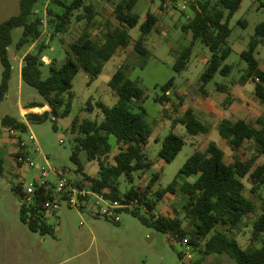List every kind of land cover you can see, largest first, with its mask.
<instances>
[{"label":"trees","instance_id":"16d2710c","mask_svg":"<svg viewBox=\"0 0 264 264\" xmlns=\"http://www.w3.org/2000/svg\"><path fill=\"white\" fill-rule=\"evenodd\" d=\"M41 0H20V11L17 15L0 23V61L3 66V76L0 83V102L4 100L12 78L13 65L9 55V47L13 43L12 33L15 29H23L17 50H22L42 37L43 18L34 12L35 5ZM63 11L55 12L50 7L46 16L52 17L55 33L67 31L71 22L85 21L82 35L69 44L67 57L62 65L56 61L48 64L49 75L43 76V52L45 46L40 45L37 51L28 52L23 58L21 70L22 81L36 89L43 97L45 104L33 102L28 108H43L49 106L50 111L42 114L28 113V123H45L52 115L55 121L59 117H67L71 113L73 99V81L80 71L89 76V85L93 83L104 67L117 53L127 50L131 45V36L127 29L138 28L141 35L134 44V51L143 60L150 55L145 45V38L156 27L157 17L147 12L143 18L135 13L139 0H121L115 5V18L119 26H111L108 22L100 24L97 20L98 12L92 4L85 5V0H72L66 4L61 0H52ZM244 0H194L190 9L193 17L187 19L181 26L183 33L190 34L192 39L189 46L181 52L173 69L181 74L189 67L190 59L197 43L208 47L211 57L208 59L204 71L199 77V91L207 96L206 87L216 75L229 76L232 66L226 64L232 54L228 39L232 34L230 23L241 8ZM258 4V9H264V0H251ZM82 13L76 14L78 11ZM246 26V21L239 22ZM93 28H100L103 38L91 35ZM127 28V29H126ZM264 43V21L255 28L248 47L241 52L240 57L246 62L247 68L242 76V82L252 81L255 84V95L264 101V71L256 57L257 50ZM176 77L171 78L161 87L162 95L156 97V103L165 104L170 100L167 94L175 86ZM109 87L117 94L118 103L108 106L99 101L97 108L101 111L100 122L90 119L81 120L76 117L72 122L71 132L74 135L76 146L73 150L72 161L79 167L77 173H83V184L90 186L94 191L103 194L108 200L119 201L136 199L139 206L130 211L144 226L158 232L178 234L180 238H189L195 249L200 248L203 255L194 262L200 264L205 256L211 254H227L238 264H264V243L261 247H254L264 235V204L260 213L254 202L244 195V179L251 184L250 193L257 195L264 188V118L248 115L244 119L234 120L224 118L218 124V132L233 152L240 151L245 144L251 143L253 153L250 157H236L234 162L226 160V153L215 143L210 142L204 151H196L179 170L176 178L166 188L154 190V186L161 178L164 167L152 174L149 184L145 188L131 186L121 194L120 179L134 184L135 174L150 170L153 163L148 160L147 147L153 135L152 129L146 120L147 113L142 106L145 99V90L127 76L125 66H120L109 82ZM231 97L227 96V103ZM90 104L89 109L92 110ZM135 110H138L136 112ZM176 123L182 124L187 133L197 137L211 132L209 125L201 122L193 109L188 108ZM1 126L11 127L22 134L28 131V125L20 119L5 116ZM54 129L57 126L54 124ZM111 137H115L117 154L113 163L107 162L114 151ZM159 142V140H157ZM26 143L25 147L21 144ZM29 141L20 138L15 158L21 155H30ZM186 142L184 138L171 131L161 142L159 157L165 163H172L182 152ZM81 151L87 153L90 161L99 163L98 177L87 175L79 162ZM0 160V172L3 171ZM182 178V184L178 179ZM22 180L13 186V190L22 196ZM179 188L183 204L182 209L191 219L192 228L188 230L179 216H156L159 204L169 195L176 194ZM46 194V195H45ZM49 196L43 189L39 190V198L35 205L27 208L21 204V221L30 231L42 236L54 235L55 228L48 224L42 208V201ZM22 201V197H21ZM22 203V202H21ZM257 216L252 222V236L250 248L244 249L239 242L227 233L218 230L219 226L228 227L232 231L241 225L250 215ZM179 258L182 255L178 253Z\"/></svg>","mask_w":264,"mask_h":264},{"label":"rangeland","instance_id":"374dc122","mask_svg":"<svg viewBox=\"0 0 264 264\" xmlns=\"http://www.w3.org/2000/svg\"><path fill=\"white\" fill-rule=\"evenodd\" d=\"M48 0H41L47 2ZM50 1V0H49ZM66 4L72 0H61ZM121 0H86L85 5L92 4L98 12L97 20L100 24L109 23L111 26H119L115 18V5ZM168 0H139L135 11L142 17L152 10L156 11L160 6L163 18H160L159 25L146 38V46L150 50V55L141 60L134 51V44L139 39L141 33L138 28L127 29L131 36V45L127 50L120 51L111 60L104 64L102 72L98 78L89 83V76L85 71H80L73 81V99L71 113L67 117L56 119L50 115L45 123H28V131L19 133L14 139L0 124V160H2L3 171L0 172V264H195L200 260L203 252L200 248L193 252L195 261L188 262L179 258V251L173 246L170 234H164L154 229L148 228L140 223L129 212L120 214L121 222L118 224L112 220L97 217L88 210L77 211L73 208L63 206L56 213H51L47 217L48 224L55 228L54 235L42 236L39 233L30 231L27 225L21 221V196L12 188L18 184V180H33L38 178L39 170H34L29 174L22 173L16 164L14 154L18 151V141H29L33 138L35 146L29 143L32 160L41 165L42 169L51 168L71 170L76 179L84 178L83 173H77L79 167L73 163L71 157L76 146L74 135L71 132L72 122L78 117L81 120L90 119L100 122L102 120L101 111L96 103L101 101L108 106L118 103L117 94L109 87V82L120 66H125L127 76L130 80L137 82L145 90V99L141 103L145 109L146 120L150 125L153 135L147 147V157L153 163L150 170L135 174L134 184H130L124 177L120 179L121 194H125L131 186L145 188L152 174L162 167L161 178L153 187L154 190L166 188L176 178L179 170L186 161L196 152L204 151L210 142H215L225 153L229 163L234 162L236 157L245 154L250 157L253 153L251 143L238 152H233L226 141L218 132V123L221 114L228 109L234 118L242 117L248 109L259 111L260 103L257 101L253 91L254 84L249 83V89L242 90L240 78L247 68V64L240 57V52L246 49L251 38L255 34L256 26L264 21V9H258V4L251 0H244L241 10L233 17L230 27L232 34L228 39V45L234 51L229 56L226 64L232 66L229 76L216 75L214 80L206 87L207 96L199 91V77L205 69L207 60L211 57L208 47L197 43L194 47L188 70L181 74H176L173 66L176 57L180 55L184 47L191 42V35L183 33L181 26L186 23L187 15L192 14V10L186 13H179L174 9H164V3ZM49 7L55 12H62L63 8L55 4L52 0ZM37 8L45 12L42 3ZM39 9V10H40ZM20 11V0H0V23L17 15ZM83 10L77 13H82ZM76 13V14H77ZM39 15V13H37ZM43 35L33 47L34 51L40 45L45 46L43 61L46 64L43 70L44 78L49 75L48 64L56 61L57 65H62L67 57L69 44L76 41L84 30L76 26L75 18L67 31L55 33V25L52 17L43 18ZM246 21L244 27L239 22ZM85 26V25H84ZM92 37L103 38L100 28H93ZM22 29H15L12 33L13 43L9 47V55L13 65L12 78L9 83V91L2 102H0V122L5 116H12L21 120V108H26L33 102L45 103L39 92L26 85L20 75L21 57L28 50V47L17 50V44L22 36ZM161 42L158 48H153L156 40ZM257 58L262 60L264 66V46L259 47ZM176 56V57H175ZM49 59H47V58ZM3 66L0 61V83L3 76ZM176 77L179 83L174 87L169 95L170 100L165 104L155 102V98L162 95L161 87L171 78ZM217 83L229 85L231 88V100L226 101V93L217 89ZM222 95V97L220 96ZM194 99V101H190ZM93 105L92 110L89 109ZM213 105L214 110L208 115V106ZM188 106H192L197 117L211 127V132L207 135L191 136L187 133L182 124L176 123ZM48 107V106H47ZM238 108H241L240 110ZM244 109V112L242 111ZM49 109L40 108L39 112L33 110L29 112L44 113ZM138 112V110H135ZM261 113H252L264 118V103L260 108ZM54 124L57 129H54ZM182 136L186 142L185 147L178 157L170 164L165 163L159 157L161 141L171 132ZM159 140V142L157 141ZM114 151L108 157L107 162L113 163L114 155L118 153L116 139L111 137ZM38 151H36V148ZM79 162L84 172L92 177H98L99 163L90 161L87 153L81 151ZM50 180L55 181L51 175ZM182 184L183 179H178ZM244 195L250 198L256 208V213H260L264 204V188L257 195L250 193L251 184L248 179H244ZM183 197L176 188L175 195H169L163 200L156 212V216L165 215L170 217L179 216L185 227L191 230V219L186 216L182 209ZM243 220L240 226L228 231V227L219 226L218 230L235 238L242 248L247 249L252 246V222L257 216ZM264 243V235L254 244L259 248ZM200 264H238L227 254H211L205 256V260Z\"/></svg>","mask_w":264,"mask_h":264},{"label":"built area","instance_id":"2783aa9c","mask_svg":"<svg viewBox=\"0 0 264 264\" xmlns=\"http://www.w3.org/2000/svg\"><path fill=\"white\" fill-rule=\"evenodd\" d=\"M194 0H168L164 3V9L168 11L169 8L178 11L179 13H186L190 10L191 3ZM189 19V16H186ZM10 136L16 137L20 135L18 130L11 127L4 128ZM29 143L35 146L33 138H29ZM22 147L26 146V143L21 144ZM36 151H38V148ZM16 164L18 169L22 173L28 172L31 174L34 170H39L40 175L38 178L33 177V180H22V204L27 208L35 205L39 198V190L43 189L49 196L46 200L42 201L43 211L48 217L51 213H56L63 206L76 209L77 211H86L89 209L97 217L112 220L116 223L121 221L120 214L124 212H130L139 206L136 199L126 200L123 198L119 201L108 200L103 194L94 191L90 186L81 184L84 178L76 179V176L72 175L71 170L51 168L45 170L41 168L39 163H35L30 155H21L16 158ZM53 175L55 181L49 179ZM46 195V194H45ZM173 240V246L176 247L179 253L182 255V259L193 262L195 261L193 252H195L194 246L190 243L189 238H180L178 234L168 233Z\"/></svg>","mask_w":264,"mask_h":264},{"label":"crops","instance_id":"0c3cea01","mask_svg":"<svg viewBox=\"0 0 264 264\" xmlns=\"http://www.w3.org/2000/svg\"><path fill=\"white\" fill-rule=\"evenodd\" d=\"M86 1V0H85ZM163 1H165V0H163ZM50 2H51V0L49 1H47V2H39V3H37L36 5H35V8H34V12L35 13H39V16L41 17V18H45L46 17V10L49 8V5H50ZM139 2V1H138ZM40 3H42L43 4V6L45 7V12L44 11H42L40 8V10L37 8V6H38V4H40ZM138 4V3H137ZM137 6V5H136ZM136 8V7H135ZM135 11V10H134ZM148 12H151V13H153L156 17H157V19H158V23H157V25H156V27H155V29L154 30H156L157 28H158V25H159V20H160V18H163V16L165 15V14H163V12H162V9L160 8V6L159 7H157V9H156V11H152V10H150V11H148ZM135 13L136 14H138L136 11H135ZM192 14L190 15V14H188L187 16H189V18H192L193 17V11L191 12ZM78 14V13H77ZM145 16V15H144ZM143 18V17H142ZM44 20V19H43ZM73 23V21L71 22V24ZM71 24H70V26H71ZM85 25V21L84 20H81V21H77L76 22V26L78 27V28H80V29H82V30H84L85 29V27L86 26H84ZM114 27H117V26H114ZM18 29H21V28H18ZM23 30V29H22ZM153 30V31H154ZM152 31V32H153ZM151 32V33H152ZM150 33V34H151ZM149 34V35H150ZM148 35V36H149ZM146 38H147V36H146ZM146 38H145V41H147L146 40ZM37 43V42H36ZM36 43H34V44H32V45H30V46H28V50L26 51V52H24V54L22 55V57H21V62H20V75H21V70H22V65H23V58H24V56L28 53V52H33L34 50H33V47L35 46V44ZM147 42H145V44H146ZM191 43V42H190ZM160 44H161V42L160 41H158V39L156 40V43H155V45L154 46H152L153 48H158V46H160ZM190 45V44H189ZM188 45V46H189ZM262 46H264V43L263 44H261ZM260 45V46H261ZM259 46V47H260ZM147 48H148V46H146ZM187 47V46H186ZM186 47H184V48H186ZM248 47V46H247ZM26 48V47H25ZM232 48V47H231ZM149 49V48H148ZM184 50V49H183ZM182 50V51H183ZM233 50V49H232ZM245 49H243L242 51H244ZM234 51V50H233ZM241 51V52H242ZM259 51V48H258V50H257V54L259 53L258 52ZM194 52V51H193ZM241 52H240V54H241ZM181 54V53H180ZM257 54H256V57H257ZM176 57V56H175ZM179 57V56H178ZM178 57H176V60H177V58ZM192 57V56H191ZM47 58V57H46ZM47 59H49V58H47ZM258 59V58H257ZM191 60V59H190ZM208 61V60H207ZM259 61V60H258ZM262 60L261 61H259V63H260V68L264 71V66L262 65ZM190 64V63H189ZM206 64H207V62H206ZM189 68V67H188ZM188 70V69H187ZM246 70V69H245ZM232 72V71H231ZM244 73H245V71H244ZM243 73V74H244ZM231 74V73H230ZM243 74H242V76H243ZM242 76H241V78H240V84H241V86L240 87H242V90H244L245 88L246 89H249L248 87H247V85L249 84V83H253L252 81H248V82H242ZM224 77V76H223ZM22 79V78H21ZM179 83V81H175V86L174 87H176V85ZM254 84V83H253ZM217 89L218 90H220L221 92H224V93H226V100H227V96L229 95L230 97H231V94H230V92H231V88H230V86L229 85H222V84H219V83H217ZM254 86H255V84H254ZM174 89V88H173ZM173 89L172 90H170L167 94L168 95H170L171 94V92L173 91ZM206 92H207V90H206ZM253 93H254V95H255V88H254V91H253ZM220 96L222 97V95L220 94ZM255 97H256V95H255ZM256 99H257V101L260 103V106L258 107L259 108V111H257L256 109L254 110V109H248L247 111H246V113L242 116V117H240V118H234L233 116H232V113H230L229 112V110L228 109H226L221 115V118H220V120H219V123L224 119V118H227V117H229V118H232V119H234V120H239V119H244V118H246L248 115H253V116H255V117H262V116H257V115H255V114H253L252 112L253 111H255L256 113H258V114H260L261 113V111H260V108H261V105H262V103H264V101H261L260 99H258L257 97H256ZM190 101H194V99H191L190 98ZM32 104V103H31ZM41 104H45V103H42L41 102ZM30 106V105H29ZM188 108H191V109H193V111H194V108L192 107V106H188L187 107V109ZM34 109H40V108H28V107H26V108H21V115H20V117H21V120L23 121V122H25L27 125H28V122H27V119H26V115L28 114V113H34V112H29V111H31V110H33L34 111ZM44 109H49V106L47 107V105L46 106H44ZM186 109V110H187ZM215 108H214V106L213 105H209L208 106V108H207V110H208V115L210 116V115H212L211 113L213 112V110H214ZM239 110L241 109V108H238ZM48 111H50V110H48ZM242 111L244 112V109H242ZM194 113H195V111H194ZM38 114H42V113H38ZM184 114V113H183ZM195 115H196V113H195ZM197 116V115H196ZM263 118V117H262ZM199 119V118H198ZM200 120V119H199ZM201 121V120H200ZM202 122V121H201ZM218 123V124H219ZM205 124V123H204ZM207 125V124H206ZM174 132V131H173ZM225 141V140H224ZM162 142V141H161ZM121 222V221H120ZM119 222V223H120ZM118 223V224H119Z\"/></svg>","mask_w":264,"mask_h":264},{"label":"bare ground","instance_id":"6f19581e","mask_svg":"<svg viewBox=\"0 0 264 264\" xmlns=\"http://www.w3.org/2000/svg\"><path fill=\"white\" fill-rule=\"evenodd\" d=\"M40 111V109H34V112H39Z\"/></svg>","mask_w":264,"mask_h":264}]
</instances>
